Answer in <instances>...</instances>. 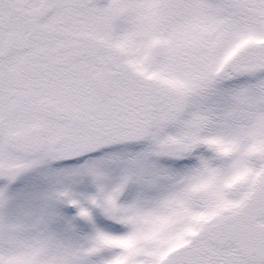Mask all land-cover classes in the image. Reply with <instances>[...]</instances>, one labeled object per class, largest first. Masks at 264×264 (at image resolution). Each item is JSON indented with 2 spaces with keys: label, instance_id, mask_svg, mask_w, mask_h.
Instances as JSON below:
<instances>
[{
  "label": "snow or ice",
  "instance_id": "obj_1",
  "mask_svg": "<svg viewBox=\"0 0 264 264\" xmlns=\"http://www.w3.org/2000/svg\"><path fill=\"white\" fill-rule=\"evenodd\" d=\"M0 264H264V0H0Z\"/></svg>",
  "mask_w": 264,
  "mask_h": 264
}]
</instances>
